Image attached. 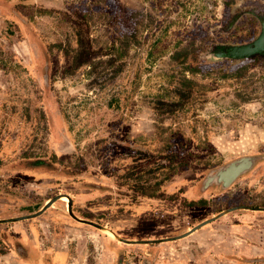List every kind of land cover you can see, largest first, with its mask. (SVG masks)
I'll return each instance as SVG.
<instances>
[{"label":"rangeland","instance_id":"rangeland-1","mask_svg":"<svg viewBox=\"0 0 264 264\" xmlns=\"http://www.w3.org/2000/svg\"><path fill=\"white\" fill-rule=\"evenodd\" d=\"M248 7L264 15V0H0V219L67 195L153 240L264 208V61L204 57L255 35L248 14L222 30ZM243 156L228 186L199 189ZM59 198L0 223V264H264L261 210L130 244Z\"/></svg>","mask_w":264,"mask_h":264},{"label":"water","instance_id":"water-1","mask_svg":"<svg viewBox=\"0 0 264 264\" xmlns=\"http://www.w3.org/2000/svg\"><path fill=\"white\" fill-rule=\"evenodd\" d=\"M261 45V40L258 39L250 44H246V45H239V46H233V47H230L228 48L224 53L225 56H229V57H232V58H236V57H242V56H246V55H249L250 53H252L253 51H255L259 46ZM214 57H221V54H214ZM243 161H236L234 163H230L229 165H227L225 168L222 167L219 169V172L216 174V179H214V183H217L219 181H223L222 182V187H226L228 186L239 174L247 171L252 162L251 160L248 158H242ZM59 196H55L53 198H51L49 201H47L43 207L37 211L36 213L34 214H30V215H25V216H21V217H15V218H10V219H0V223L2 222H8V221H17V220H21V219H24V218H29V217H33V216H36V215H39L41 214L45 209H47L49 206L52 205V203L58 199ZM69 200H70V197H69ZM237 209H248V210H261V211H264V208L262 207H250V206H234V207H231V208H228V209H225V210H222L220 212H218L216 215L198 223L197 225L193 226L192 228H190L189 230H187L186 232L180 234V235H177V236H173V237H168V238H163V239H153V240H130V239H125V238H122V237H119L118 235L115 234L116 238L119 240V241H122L124 243H152V242H160V241H169V240H175V239H179V238H182V237H185L189 234H191L192 232H194L195 230H197L198 228L202 227L203 225L227 214L228 212L230 211H234V210H237ZM68 212L70 213V215H72V217L79 221V222H82V223H86V224H89V225H92L100 230H103L105 227L96 223V222H93V221H89V220H86V219H82V218H79L77 216H75L73 213H72V210H71V200H70V203H69V207H68Z\"/></svg>","mask_w":264,"mask_h":264},{"label":"flooded vegetation","instance_id":"flooded-vegetation-1","mask_svg":"<svg viewBox=\"0 0 264 264\" xmlns=\"http://www.w3.org/2000/svg\"><path fill=\"white\" fill-rule=\"evenodd\" d=\"M234 12V11H233ZM236 12V11H235ZM245 14H248L250 16H252V18L256 19L257 24H258V31L255 33V35L248 41L245 42H240V43H227V42H219V43H213L212 46L209 47V49H207V51L205 52L204 57H208V58H214V59H221V60H231V61H241V60H254V61H264V15L260 14V13H255V9L254 8H250L248 7L247 9H243L241 10V12H236L234 13V15L232 16V19L228 22V24H226L222 30L223 32H228L230 30L232 26V24L237 21L238 19H240V16ZM260 39L261 40V45L252 53H250L249 55L246 56H242V57H236V58H232L229 56H225L224 52L233 46H239V45H246V44H250L256 40ZM214 54H221V57H214ZM242 158H246V159H250L251 162L253 163V158L250 156H243L240 157L239 159H236L234 161H231L229 163H227L224 166L218 167L217 169H212L210 171H208L206 173V175L204 176V178L201 180L200 185H199V189L202 192L207 191L210 187L212 186H219L222 187V182L223 181H219L217 183H214V179L218 178L216 177V174L219 172V169L222 167H226L227 165H229L230 163H234L236 161H243ZM252 165V164H251ZM251 167V166H250ZM63 199V198H62ZM64 200V199H63ZM59 198V201H63ZM205 199H202V201H188L189 204L192 205H199V206H203V205H207V203L209 201H204ZM49 201V200H47ZM67 200H65L66 202ZM59 262V261H58Z\"/></svg>","mask_w":264,"mask_h":264},{"label":"trees","instance_id":"trees-1","mask_svg":"<svg viewBox=\"0 0 264 264\" xmlns=\"http://www.w3.org/2000/svg\"><path fill=\"white\" fill-rule=\"evenodd\" d=\"M92 55L93 53L91 52L89 46L82 48L74 58L75 65L79 67L82 64L90 63V59L93 58Z\"/></svg>","mask_w":264,"mask_h":264},{"label":"bare ground","instance_id":"bare-ground-1","mask_svg":"<svg viewBox=\"0 0 264 264\" xmlns=\"http://www.w3.org/2000/svg\"><path fill=\"white\" fill-rule=\"evenodd\" d=\"M59 197H60V198H61V197H64L63 199H66V200H67L66 203H67V210H68L69 203H70L69 197H68L67 195H63V196H62V195H59ZM102 231H103V233H105V234L108 235L109 237L118 240V239L116 238V236H115V232L112 231V230H110L109 228L105 227Z\"/></svg>","mask_w":264,"mask_h":264}]
</instances>
